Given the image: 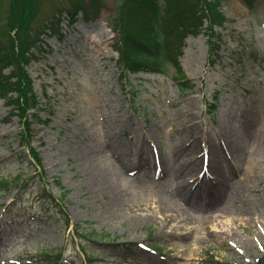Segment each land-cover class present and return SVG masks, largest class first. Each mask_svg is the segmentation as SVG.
Returning <instances> with one entry per match:
<instances>
[{
    "label": "rangeland",
    "instance_id": "rangeland-1",
    "mask_svg": "<svg viewBox=\"0 0 264 264\" xmlns=\"http://www.w3.org/2000/svg\"><path fill=\"white\" fill-rule=\"evenodd\" d=\"M72 2L43 0L34 26ZM86 3L88 14L72 21L66 13L57 35L41 36L28 68L41 108L31 119L41 167L0 99V180L23 176L20 188L0 190V264H258L264 0L255 8L221 0L215 65L205 37H188L181 63L196 84L190 92L171 66L168 76L139 72L122 82L114 29L122 0ZM45 190L60 198L68 228ZM167 206L184 218L164 220Z\"/></svg>",
    "mask_w": 264,
    "mask_h": 264
},
{
    "label": "trees",
    "instance_id": "trees-1",
    "mask_svg": "<svg viewBox=\"0 0 264 264\" xmlns=\"http://www.w3.org/2000/svg\"><path fill=\"white\" fill-rule=\"evenodd\" d=\"M43 0H8L4 8L0 0V98L6 102L10 114L21 123V137L32 161L41 167V157L32 147L34 128L32 118L39 117L41 108L29 66L38 60L37 52L42 48V37L54 32L58 34L61 20L66 13L74 21L80 11L87 13L86 2L73 0L72 6L49 17L38 28L34 26L41 13ZM221 0H122L114 19L115 32L119 39L116 64L122 82L128 74L152 71L167 75L169 66L176 71V79L185 91H193L196 84L188 77L181 63L190 35L205 37L209 65L219 59L221 35L215 27L221 26L225 18L219 8ZM249 8H255L258 0H244ZM93 3V0H91ZM98 9V6H97ZM9 71V72H8ZM8 72V74H7ZM208 113L217 108V97L208 105ZM23 176L0 180V190L11 192L21 187ZM56 184L61 188L60 181ZM47 200L58 207V214L65 217V228L71 225L70 217L61 205L60 198L48 190L43 192ZM65 197V196H64ZM91 258L90 264H94ZM214 264H221L214 262ZM258 264H264V259Z\"/></svg>",
    "mask_w": 264,
    "mask_h": 264
},
{
    "label": "bare ground",
    "instance_id": "bare-ground-1",
    "mask_svg": "<svg viewBox=\"0 0 264 264\" xmlns=\"http://www.w3.org/2000/svg\"><path fill=\"white\" fill-rule=\"evenodd\" d=\"M90 44L99 45L98 42L94 39L88 40ZM182 209L180 208H173L171 206L164 207L162 210L164 217V220H167L173 224L179 223L184 218V212H181ZM181 213V214H180ZM183 216V217H182Z\"/></svg>",
    "mask_w": 264,
    "mask_h": 264
}]
</instances>
